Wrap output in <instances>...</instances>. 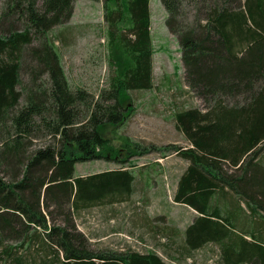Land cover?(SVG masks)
<instances>
[{
    "label": "trees",
    "instance_id": "trees-1",
    "mask_svg": "<svg viewBox=\"0 0 264 264\" xmlns=\"http://www.w3.org/2000/svg\"><path fill=\"white\" fill-rule=\"evenodd\" d=\"M74 1L16 0L0 16V264H166L153 252L94 251L71 221L126 201L135 190L130 160L150 153L189 162L172 197L196 213L183 252L211 244L221 264H264V0H188L187 12L183 0H160L184 82L204 108L174 114L184 150L119 132L129 93L153 86L149 0H101L109 76L96 100L70 88L60 38L48 37L70 20ZM25 57L31 81L19 89ZM40 138L49 143L32 150ZM99 160L119 168L75 176L77 164Z\"/></svg>",
    "mask_w": 264,
    "mask_h": 264
},
{
    "label": "rangeland",
    "instance_id": "rangeland-1",
    "mask_svg": "<svg viewBox=\"0 0 264 264\" xmlns=\"http://www.w3.org/2000/svg\"><path fill=\"white\" fill-rule=\"evenodd\" d=\"M15 1L0 0V16L7 5ZM36 1L40 7L42 0ZM187 1L183 0V12L188 11ZM150 18L153 86L151 90L129 93L130 99L125 105L132 111L119 132L145 146L163 148L175 145L184 150L189 147V143L176 127L174 114L187 109L204 111L203 103L190 93L184 82L179 46L166 29V12L160 0H150ZM10 21L15 20L8 18L2 21L1 27L5 29ZM187 21H191L190 15ZM105 34L101 0L74 1L70 20L48 32V37L60 38L55 45L70 88L85 90L95 100L106 88L109 76ZM24 60L19 89L28 87L31 81L27 68L30 62L26 57ZM45 79L46 76L41 75L37 81ZM22 105L23 100L20 101ZM48 143V138L36 139L31 149ZM262 149L260 157H264ZM130 161L135 164L132 171L136 177L135 190L126 201L98 205L71 215L72 224L88 239L90 248L94 251L153 252L166 264H221L219 249L214 245H205L191 253L182 251L184 230L196 213L175 204L172 197L178 179L189 162L176 153L166 158L150 153ZM118 168L117 164L103 160L80 163L76 165L75 176ZM8 179L6 177L4 181ZM149 179L151 185L144 192L143 187ZM56 218V222L60 223L59 218ZM8 244L14 245V242ZM31 260L32 257L26 264H35Z\"/></svg>",
    "mask_w": 264,
    "mask_h": 264
},
{
    "label": "crops",
    "instance_id": "crops-1",
    "mask_svg": "<svg viewBox=\"0 0 264 264\" xmlns=\"http://www.w3.org/2000/svg\"><path fill=\"white\" fill-rule=\"evenodd\" d=\"M149 10H150V0H149ZM150 34H151V18H150Z\"/></svg>",
    "mask_w": 264,
    "mask_h": 264
}]
</instances>
